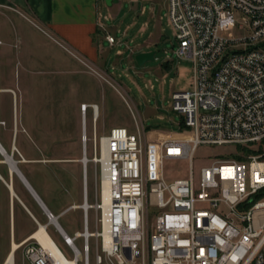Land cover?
<instances>
[{"label": "built area", "instance_id": "2783aa9c", "mask_svg": "<svg viewBox=\"0 0 264 264\" xmlns=\"http://www.w3.org/2000/svg\"><path fill=\"white\" fill-rule=\"evenodd\" d=\"M168 18L175 55L193 63L194 76L191 90L172 94L183 121L179 136L160 145L159 175L151 176L140 131L117 126L98 137L94 127L89 159L84 128V201L66 211H83L84 231L70 237L50 211L46 225L35 220L37 231L53 226L74 258L30 236L17 249L12 243L6 264L18 251L29 264H90L91 239L103 255L96 264H264V0H168ZM81 109L84 119L91 109L96 123V105ZM203 146L233 151L213 157L196 179L194 156ZM167 162L188 163V176L168 182ZM89 163L99 167L96 196L106 189V205L89 203Z\"/></svg>", "mask_w": 264, "mask_h": 264}, {"label": "rangeland", "instance_id": "374dc122", "mask_svg": "<svg viewBox=\"0 0 264 264\" xmlns=\"http://www.w3.org/2000/svg\"><path fill=\"white\" fill-rule=\"evenodd\" d=\"M121 5V11L117 18H111L106 22L108 28L114 29L116 37L122 38L124 33L130 30V38H134V43L129 46H123L126 54L122 58V68L112 72V76L125 90L123 97L115 91L110 85L102 84L96 88L97 96L95 101L100 106V119L97 123L98 137L108 135L112 127H116L114 123L122 121L125 127L132 133H139L145 136V160L150 169L151 176L159 175V153L160 145L166 140L177 138L181 129L183 117L172 109V94L174 92L188 91L193 85V63L188 60L178 59L175 55V48L178 42L175 38V30L170 25L168 18V0H138V9L131 10V0H114V4ZM102 15H110L109 8L105 5V0H101ZM145 12L142 13V8ZM2 25V26H1ZM6 25V28L4 27ZM4 31L0 30V38L6 42L16 45L19 52L26 54V58L30 55L28 51L31 44L28 43L26 37L20 39L14 35L11 25L6 22L0 24ZM25 35H33L28 31L26 26L21 29ZM156 33V34H155ZM154 35V36H153ZM23 36V35H21ZM153 37V38H152ZM30 38V37H29ZM152 38V39H151ZM129 40V39H128ZM154 43H149V41ZM150 41V42H151ZM2 41H0V44ZM137 46H143L142 49L149 52H155V60L148 61L143 66L137 64L135 58L130 59L129 49ZM4 44L0 49H5ZM105 47L109 48L108 45ZM118 47L113 48L111 57L116 59V51ZM20 50V51H19ZM31 50V48H30ZM168 62V69L165 64ZM78 84V82H76ZM71 85V84H69ZM67 85L64 88L57 87L55 89H44L40 97L26 101L20 104L21 120L24 114L30 124H39L42 122L53 123V128H60L61 124L67 129H72L71 118L73 104L69 103L70 99L68 90H79L78 94L71 95V99H82L84 97L82 89H89V86H77L72 83L71 87ZM88 85V84H87ZM68 89V90H67ZM5 95V97H3ZM104 99L105 106H103ZM17 98L12 93L0 94V143L2 145V153H0V174L6 182H12L14 191L18 196L21 192L33 201L39 211H34L35 216L42 224H46L45 212L36 202L30 192L24 186V183L16 175H11L10 164L6 161L9 155L13 154L14 160L18 162V167L23 171L28 162L31 165L37 164V160H45L47 156L53 153H46L45 157L34 147L35 142L31 140L20 127L18 118ZM24 112V113H23ZM81 116V115H80ZM55 124L57 125L55 127ZM86 129L90 141L88 143V158H92L94 154L93 136V120L92 110L89 109L85 117ZM80 130H82V116L80 117ZM34 132L33 130L31 131ZM45 142L42 139L39 141ZM59 142V141H58ZM14 145L17 150H14ZM78 156H82V143L79 144ZM99 150V146H98ZM233 151L232 147H200L194 156V170L196 179H198L200 168L207 165L213 157L225 156ZM4 153V154H3ZM55 157H61V154H53ZM211 157V158H210ZM5 162V163H4ZM76 170L77 181L71 185V194L69 205L83 203V184L85 183V168L82 164H73ZM99 167L93 163H89L86 169L88 199L90 204H94L96 199H100L97 195L99 190ZM164 177L168 182L177 178H185L189 173L188 163H165ZM70 188V187H69ZM61 189H59L60 191ZM99 197V198H98ZM52 211L55 215H59L58 222L70 237H74L77 232L84 231L83 211L80 209L70 210L62 214L63 210L68 206L62 200L60 193L53 194ZM14 203V204H13ZM13 204V205H12ZM20 211H24L23 205L17 198H10L9 190L3 181H0V263L4 260L10 251V234L11 227L9 222V208L14 206ZM19 213V212H18ZM25 213V212H24ZM90 230H95L96 215L95 211L89 212ZM37 226L31 215L25 213L16 216L14 227V241L20 242L28 235L34 233ZM47 234L56 244V246L64 253L68 259H73L74 254L66 246L59 233L53 226L47 228ZM76 246L82 250L83 239L75 240ZM99 253L100 249L98 250ZM97 247L95 239L90 240V264H96ZM103 256V255H102ZM15 264H29L22 256V251H18L15 256ZM102 264H108L103 262Z\"/></svg>", "mask_w": 264, "mask_h": 264}, {"label": "crops", "instance_id": "0c3cea01", "mask_svg": "<svg viewBox=\"0 0 264 264\" xmlns=\"http://www.w3.org/2000/svg\"><path fill=\"white\" fill-rule=\"evenodd\" d=\"M105 5L109 8L111 16L102 15L101 0H0V24L4 22L10 24L15 36L17 35L19 39L26 37L28 43L31 44V50L30 48L28 50L31 51L30 55L26 58V54L23 52L18 53L15 44L0 38L2 41L0 46L4 44L7 46L5 49H0V94L12 93L16 96L19 104L20 127L35 142L33 148L37 149L44 157L48 152L62 155L55 157L51 154L45 160H37L36 163L40 165L36 166L31 165L35 161L27 162L24 159L27 165L21 171L52 213L54 193H60L62 200L68 205L62 214L72 206L82 205H69V198L72 196L71 185L77 181L73 164H82L83 166V153L81 157L77 154L80 143L83 147V133L86 128L81 107L83 105L98 107V118L96 123H93V129L95 127L97 130V123L100 119V106L95 101L99 98L96 93L98 85L108 84L122 97L123 92L125 93L122 86L112 76V72L122 68V58L126 53L121 48L133 44L134 38H130L131 28L124 33L122 38L118 39L115 30L106 26V22L111 18L119 16L121 5L114 4V0H105ZM131 7L132 11L137 10L138 0H131ZM145 11V7H143L142 13ZM1 26L0 30L4 31L6 25L2 28ZM25 26L33 35L26 36L23 33L21 29ZM107 37H114L115 43L111 45ZM150 41L149 43H154ZM105 45H108L109 48ZM115 47L118 49L116 59H113L111 52ZM142 47L137 46L129 49L131 60L141 53H148ZM167 64L168 62L165 67L168 69ZM73 82L76 87L89 86V89H82L84 97L75 100L71 99V95L74 93L75 96L79 90L67 89L70 97L68 102L73 104L72 129L67 130L62 124L60 128H53L52 122L51 124L46 122L30 124L24 114L21 120V103L24 104L26 101L40 97L44 89L64 88L69 84L72 85ZM71 85L69 86L71 87ZM102 100L103 106H105L106 101ZM80 115L82 116V130H80ZM114 124L125 127L122 121H117ZM41 139L45 142H39ZM59 189L61 190L59 191ZM9 196L13 198L10 193ZM17 197L23 205L24 211L16 209L15 205L9 208L10 250L12 243H16L14 227L17 215L25 216L27 213L32 216L36 226V221L41 225H46L42 224L35 216L34 211H39L38 207L33 201H30L25 193L21 192V196L17 195ZM33 198L43 209L37 199L34 196ZM37 229L38 227L35 231Z\"/></svg>", "mask_w": 264, "mask_h": 264}, {"label": "bare ground", "instance_id": "6f19581e", "mask_svg": "<svg viewBox=\"0 0 264 264\" xmlns=\"http://www.w3.org/2000/svg\"><path fill=\"white\" fill-rule=\"evenodd\" d=\"M14 150H17L16 149V147H15V145H14ZM2 145H1V143H0V153H2L3 151H2ZM4 154V153H3ZM8 156H9V154H8ZM7 156V158H6V161L10 164V167H11V171H10V173H11V175L13 176V175H16L23 183H25L24 185L26 186V188L29 190V187H28V185H27V183L24 181V179H22L21 177H19V175H17V173L15 172V167H14V165L12 164V162H11V160L9 159V157ZM84 162H86V160H84ZM5 163V162H4ZM19 168V167H18ZM20 170V169H19ZM21 171V170H20ZM22 173V172H21ZM23 174V173H22ZM24 176V175H23ZM0 181H3L4 182V184H5V186L7 187V189L9 190V193L11 194V196L13 197V191H14V188H13V185H12V182L10 183V182H6L5 180H4V178H3V176L0 174ZM15 192V191H14ZM14 198H16V197H14ZM101 200L103 201V203H104V205H106L107 204V201H108V195H107V191H106V189H104V191L102 192V195H101ZM39 202V201H38ZM44 210V209H43ZM48 232L44 229V228H42L40 231H35L31 236H32V238L33 239H37V240H39L45 247H49V248H51L52 247V245L54 244L55 246H56V244L53 242V240L49 237V235L47 234ZM17 244L16 243H14V249H17V246H16ZM57 247V246H56ZM58 248V247H57ZM52 249H54V248H52ZM59 249V248H58ZM7 259V258H6ZM6 259H5V261H4V263L3 264H6L5 262H6ZM11 259H12V257H11ZM1 264V263H0Z\"/></svg>", "mask_w": 264, "mask_h": 264}, {"label": "water", "instance_id": "95a60500", "mask_svg": "<svg viewBox=\"0 0 264 264\" xmlns=\"http://www.w3.org/2000/svg\"><path fill=\"white\" fill-rule=\"evenodd\" d=\"M135 60H136V62H137L138 65L143 66L146 62H148V61H154L155 60V52L141 53V54H139V55L136 56ZM8 157L11 160L12 164L14 165L15 172L17 173V175H19V177H21L22 179H24V181L27 183V185L29 187L30 193L37 199V201H39V203L41 204V206L43 207V209L45 211H49L48 208L45 206V204L40 199V197L37 195V193L34 191V189L28 183V181L26 180V178L23 176V174L21 173V171L19 170V168H18V162L14 160L13 154L12 155H9ZM14 197H16L18 199L16 193L13 191V198Z\"/></svg>", "mask_w": 264, "mask_h": 264}]
</instances>
